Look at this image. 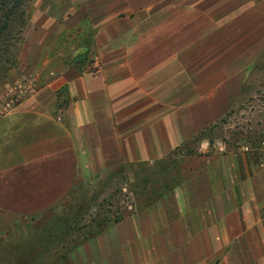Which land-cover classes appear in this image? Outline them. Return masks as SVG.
<instances>
[{
  "label": "crops",
  "instance_id": "obj_1",
  "mask_svg": "<svg viewBox=\"0 0 264 264\" xmlns=\"http://www.w3.org/2000/svg\"><path fill=\"white\" fill-rule=\"evenodd\" d=\"M77 13L68 29L88 21L92 42L0 118V220L40 216L123 169L147 196L78 264H264V150H185L241 95L264 0H81ZM45 37L25 62L37 66Z\"/></svg>",
  "mask_w": 264,
  "mask_h": 264
},
{
  "label": "rangeland",
  "instance_id": "obj_2",
  "mask_svg": "<svg viewBox=\"0 0 264 264\" xmlns=\"http://www.w3.org/2000/svg\"><path fill=\"white\" fill-rule=\"evenodd\" d=\"M80 2H32L27 13L28 23L16 45L17 62L1 85L0 111L11 87L30 79L36 80L38 86L42 81L40 74L69 64L81 46L92 42L88 21L75 24L72 29L67 27L70 19L78 17ZM47 35L52 44L44 49L37 66L25 62L22 57L30 58L35 50L32 40H44ZM242 70V93L218 122L221 126L209 133V139L198 135L191 140L186 152L199 155L205 151L206 140L210 143L208 152L212 154L241 152L254 157L264 150V42L246 56ZM143 185L141 180L130 181L124 170L119 169L90 180L58 207L40 216L0 220V264H78L76 252L93 240L99 228L120 219L121 210L129 203L136 206L147 196ZM86 238H90L88 242Z\"/></svg>",
  "mask_w": 264,
  "mask_h": 264
},
{
  "label": "trees",
  "instance_id": "obj_3",
  "mask_svg": "<svg viewBox=\"0 0 264 264\" xmlns=\"http://www.w3.org/2000/svg\"><path fill=\"white\" fill-rule=\"evenodd\" d=\"M34 0H0V89L1 85L7 80L8 73L11 70L12 65L17 62L16 45L21 39L23 29L28 23V9L30 8ZM226 123L225 121H223ZM223 124V123H222ZM221 123H217L215 126L208 127L203 131L199 137H209V133L214 132V129L219 128ZM213 143L214 139H210ZM117 219L113 223L119 222ZM103 225L99 228L97 233L92 237L95 239L100 235L108 226ZM90 238H86L88 242Z\"/></svg>",
  "mask_w": 264,
  "mask_h": 264
},
{
  "label": "built area",
  "instance_id": "obj_4",
  "mask_svg": "<svg viewBox=\"0 0 264 264\" xmlns=\"http://www.w3.org/2000/svg\"><path fill=\"white\" fill-rule=\"evenodd\" d=\"M35 81L36 80L33 79L26 80V83L11 87L7 91L6 97L4 98L5 106L3 110L0 111V118L6 114L12 113L22 102L37 93L38 86ZM134 207V204L129 203L128 208L134 209Z\"/></svg>",
  "mask_w": 264,
  "mask_h": 264
}]
</instances>
